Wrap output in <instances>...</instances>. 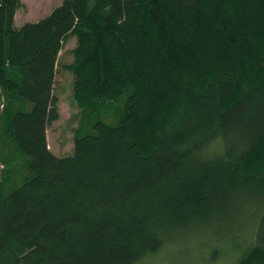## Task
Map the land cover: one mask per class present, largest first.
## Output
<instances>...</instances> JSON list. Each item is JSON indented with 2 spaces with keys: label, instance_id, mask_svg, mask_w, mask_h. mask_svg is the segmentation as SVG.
I'll return each mask as SVG.
<instances>
[{
  "label": "trees",
  "instance_id": "obj_1",
  "mask_svg": "<svg viewBox=\"0 0 264 264\" xmlns=\"http://www.w3.org/2000/svg\"><path fill=\"white\" fill-rule=\"evenodd\" d=\"M20 5L0 0V264H137L246 205L235 264H264V0H60L17 26Z\"/></svg>",
  "mask_w": 264,
  "mask_h": 264
},
{
  "label": "rangeland",
  "instance_id": "obj_2",
  "mask_svg": "<svg viewBox=\"0 0 264 264\" xmlns=\"http://www.w3.org/2000/svg\"><path fill=\"white\" fill-rule=\"evenodd\" d=\"M15 14L17 26L26 21L36 20L58 4L60 0H20ZM75 37H70L60 51V61L72 60L71 49ZM72 80L70 72L60 69L56 76L55 92L58 95L59 113L57 120L47 128V143L56 155L69 154L73 148L74 130L80 109L72 100ZM2 165L0 163V176ZM241 206L238 207L240 209ZM251 206L243 207V214L227 213L200 230L181 233L166 240L158 251L147 255L137 264H235L238 252L250 237L251 224L246 215H252ZM245 217V218H243ZM242 219V220H241ZM241 220V221H240Z\"/></svg>",
  "mask_w": 264,
  "mask_h": 264
}]
</instances>
